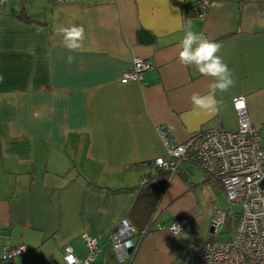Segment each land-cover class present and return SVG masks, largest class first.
I'll list each match as a JSON object with an SVG mask.
<instances>
[{"label":"crops","instance_id":"crops-1","mask_svg":"<svg viewBox=\"0 0 264 264\" xmlns=\"http://www.w3.org/2000/svg\"><path fill=\"white\" fill-rule=\"evenodd\" d=\"M192 1L0 5V258L4 246L21 245L27 252L12 264H65L67 245L86 255V233L101 248L93 264L185 263L182 238L158 226L194 218L198 189L215 185L191 160L172 175L142 165L168 158L159 128L173 144L215 126L235 129L239 95L252 124L264 126V0H211L203 20ZM58 25L84 27L79 50L64 46ZM189 29L221 45L236 81L217 92L215 115L190 100L212 78L179 61ZM135 56L152 63L145 84L120 83ZM122 218L136 230L135 247L118 259L107 236Z\"/></svg>","mask_w":264,"mask_h":264},{"label":"built area","instance_id":"built-area-1","mask_svg":"<svg viewBox=\"0 0 264 264\" xmlns=\"http://www.w3.org/2000/svg\"><path fill=\"white\" fill-rule=\"evenodd\" d=\"M7 0H0V5ZM50 2H71L74 0H49ZM211 0H193L191 9L194 16L203 20ZM152 66L150 59L135 56L131 69L119 77L120 83L136 81L145 84L143 73ZM243 103V107L239 105ZM236 112L235 129L215 126L198 132L185 141L173 144L167 131L160 127L159 133L166 147L168 158L158 157L150 161L151 166L174 174L184 161H193L203 171L208 182L214 184L223 194L228 210L216 209L209 222L212 232L218 233L221 226L231 224L228 240H205L187 257L184 264H264V126L256 127L249 119L245 99L242 95L232 98ZM147 177L140 179L145 183ZM240 210L234 212L232 205ZM188 217L176 216L167 224L158 227L169 231L173 237L191 230ZM146 231V230H145ZM142 234H144V232ZM134 226L122 218L107 236L110 247L118 259L135 247ZM87 250L83 258L75 255L69 245L64 247L65 264H93L101 248L98 238L83 234ZM27 252L21 245L4 246L2 259L11 260Z\"/></svg>","mask_w":264,"mask_h":264},{"label":"clouds","instance_id":"clouds-1","mask_svg":"<svg viewBox=\"0 0 264 264\" xmlns=\"http://www.w3.org/2000/svg\"><path fill=\"white\" fill-rule=\"evenodd\" d=\"M55 31L62 36V42L70 52L79 50L86 39L85 29L82 25L67 27L58 25ZM180 46L181 50L178 53L180 63L185 66H193L201 76L212 78L209 91L206 94L194 92L191 95L190 100L193 107L209 115L217 114L223 104V100L217 98V92L225 93L236 83L232 70L217 54L221 45L207 38L203 33L198 34L189 29L185 31ZM30 51L34 54V50ZM67 59L71 63L74 57L69 55ZM239 107H243V103ZM34 115L39 116L38 113Z\"/></svg>","mask_w":264,"mask_h":264},{"label":"rangeland","instance_id":"rangeland-1","mask_svg":"<svg viewBox=\"0 0 264 264\" xmlns=\"http://www.w3.org/2000/svg\"><path fill=\"white\" fill-rule=\"evenodd\" d=\"M260 145L264 146V140L260 142ZM197 192L196 205L198 209L194 213V218L190 217L191 230L189 232H182L179 235L184 242V246L188 249H185L187 255H189V251L199 248L205 240L210 239L224 241L230 239L231 237V224L229 222L221 226L218 233L209 232V222L214 211L216 209L228 210V205L222 192L216 186L207 185L198 189ZM232 209L234 212H238L240 210V206L238 204H234L232 205Z\"/></svg>","mask_w":264,"mask_h":264},{"label":"water","instance_id":"water-1","mask_svg":"<svg viewBox=\"0 0 264 264\" xmlns=\"http://www.w3.org/2000/svg\"><path fill=\"white\" fill-rule=\"evenodd\" d=\"M138 35H139V38H140V40H142V41H144L145 39H146V35H145V32H144V30H139L138 31ZM191 226V225H190ZM213 230H212V228H209V232H212ZM193 237V236H192ZM191 244H192V239H191ZM190 244V245H191ZM189 245V246H190ZM189 246H187V247H189ZM187 249V248H186ZM188 250V249H187ZM194 252V251H193ZM190 253V255L192 254V252H189ZM189 255V256H190ZM187 260V259H186ZM185 260V261H186ZM184 261V262H185ZM0 264H12V261L11 260H6V259H2V258H0Z\"/></svg>","mask_w":264,"mask_h":264},{"label":"trees","instance_id":"trees-1","mask_svg":"<svg viewBox=\"0 0 264 264\" xmlns=\"http://www.w3.org/2000/svg\"><path fill=\"white\" fill-rule=\"evenodd\" d=\"M18 17L24 19L25 21H30V19H29L27 16H24V15H22V14L18 15ZM142 165L147 166V167H154V166H151L150 161H144V162L142 163ZM154 168H155V169L157 170V172H159V173L162 172V173H165L166 175L169 174L168 171L160 170V169L157 168V167H154Z\"/></svg>","mask_w":264,"mask_h":264}]
</instances>
